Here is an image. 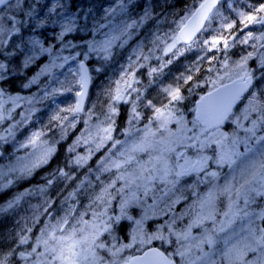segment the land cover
Here are the masks:
<instances>
[{
  "label": "snow or ice",
  "instance_id": "6c2138e0",
  "mask_svg": "<svg viewBox=\"0 0 264 264\" xmlns=\"http://www.w3.org/2000/svg\"><path fill=\"white\" fill-rule=\"evenodd\" d=\"M219 2L220 0H203L198 8L190 10L180 20L171 33H166L163 37L154 35L151 41L153 47L148 50V54L144 53L143 43L133 49L121 78L114 82V88L107 90L112 104L104 114V121L92 126L95 132L90 128L88 135L80 137L76 142L77 145L81 140L85 145L92 143L95 149L89 148L86 155H77L74 160L69 161L70 164L82 166L87 163L94 150H99L108 141H112V149L120 145L119 150L102 157L97 169L98 173H110L112 178L106 184L101 182L98 192L93 191L89 204L83 211L76 204H69L63 209V215L56 216L50 211L52 201L47 199L44 201L47 207H44L43 212L39 211L41 206H36L33 215L26 218L31 220L32 227L39 224L42 215L51 217L55 222L49 221L40 228L39 235L34 237V244H29L33 237L23 234L32 232V227H22L11 237L14 245H28V249L19 252L20 257L25 260L31 258V264H176L172 259L173 255L180 257V264H264V101L253 93L243 109L234 111L237 101L252 85L254 77L246 65L255 52L247 53L236 63L235 67L239 72L236 79L232 80V87L221 85L200 98L196 117L190 122L191 127H188V122L182 117L176 116L175 103L184 99L181 85L177 84L175 88L169 86L163 89L169 97L167 104L156 107L151 100L147 101L144 106L153 108V115L148 118L149 122L143 129L135 127L134 122L140 119L141 113L136 110L133 102L130 127L125 129L126 139L120 141L113 140L112 137L115 123L113 117L117 115L114 105L122 101L127 103L131 92H137L136 100L141 98L133 87L137 82L135 69L144 67L140 61H148L152 53L160 49L161 44L162 53H171L173 57L182 54V49L177 47L181 42L183 50H191L198 44L197 34L207 32L212 21L220 16L217 7ZM129 4L130 0H117L115 7L105 10V23L94 22L92 28L88 29L86 22L83 27L79 25L81 17L77 13L66 12L67 5L62 0H0V54L23 55L24 68L47 54L49 63L32 78L33 82L40 74L50 72L55 67H63L64 63L74 60L75 57L71 54H62L69 48H87L83 53L85 58L95 53L102 54V59L109 60L114 50L123 48L134 31L152 16L151 9L146 7L142 16L132 18L128 11ZM253 12L256 14L238 13L243 26L239 31L242 32L253 24L264 25V15H257L264 13V3L254 6ZM83 19L86 21L87 16ZM234 25L235 21L221 23L216 31L232 29ZM57 27L59 31L51 32V39L44 36L49 28L54 30ZM84 31H91L92 38L75 44L65 39L67 34ZM97 34L100 39L96 38ZM253 38V33L248 32L238 41L233 38L230 44L227 38L218 36L204 40L199 46L204 48L210 45L206 51L211 52L213 49L219 51L222 44L226 52L233 44H248ZM255 39L264 41V33ZM10 43L15 51L5 53L4 48ZM252 47L256 49L257 46L253 44ZM259 47L264 48V43ZM133 55L136 57L135 61L132 60ZM260 60L264 66V53L260 54ZM224 65L227 66V61ZM5 67L4 63H0V70ZM158 71L159 69L152 68L149 74ZM195 71H199V68L196 67ZM78 75L79 80L76 82L80 91L76 93V104L60 109L50 117V122H59L62 131L68 127L74 128L75 119L83 111V98L89 82L83 61L80 62ZM225 75L231 79L230 74ZM192 79L193 76L188 75L183 77V82L187 84ZM45 95H48L47 91ZM0 109H3L2 104ZM33 110L29 109L28 114L17 121L16 125L26 123ZM62 112H67L72 120H69V115H60ZM5 118L4 112L0 111V122ZM65 121L68 123L65 124ZM173 121L177 125L175 129L169 128ZM105 123L107 127L103 126ZM226 123L233 125L230 133L222 131ZM153 124L155 128L151 127ZM12 134L13 129L10 128L7 135ZM43 136V131L33 132L20 145L22 148L31 147L33 151L28 157L10 162L6 170L4 166H0V188L12 183L10 179L7 183L3 181L9 174L18 173L21 177L31 175L36 167L48 162L55 149L42 139ZM5 139V136H0V141ZM112 149H109V153ZM74 150L72 146L69 147V151ZM51 175L52 178L47 181L48 186L57 178L71 179L63 169H57ZM186 178L192 180V183H187ZM97 179L99 180V176ZM83 183L81 181V185ZM88 184L91 186V181ZM201 185L204 186L203 191L200 190ZM40 191H45V188ZM186 192L189 195H185ZM117 198L120 200L122 216L127 215L129 205L146 204L147 198H151L153 203L146 204L143 219L148 218L149 211L153 215H172L155 233H145L142 228H138L130 243L121 244L114 250L108 249L112 259L105 260L98 252L99 249L107 248L100 237L112 229L113 218L108 216V209L111 201ZM22 199L23 196L14 197L7 208L17 206ZM68 199L66 197L62 203H66ZM181 201L186 203V207L181 213L175 214V206ZM160 204H163L162 208H159ZM4 211L6 209L0 208V213ZM89 213L91 218L86 219ZM185 217L188 222L182 229L174 227L178 220L183 221ZM127 218L132 219L131 216ZM120 219L121 216L115 217L117 222ZM136 223L141 225L142 220H137ZM165 225L168 236L163 234ZM193 229L197 230L195 234ZM137 240L140 245L150 244L153 240L175 243L176 248L170 255H165L159 249L149 248L142 256L121 259L119 254L125 248H131ZM14 254L13 246L8 249L5 257ZM0 264H6V259L0 260Z\"/></svg>",
  "mask_w": 264,
  "mask_h": 264
},
{
  "label": "rangeland",
  "instance_id": "374dc122",
  "mask_svg": "<svg viewBox=\"0 0 264 264\" xmlns=\"http://www.w3.org/2000/svg\"><path fill=\"white\" fill-rule=\"evenodd\" d=\"M62 2L67 5L66 12L77 13L78 16L81 17L79 25L83 27L86 22L88 29L92 28L94 22L105 23V10L110 7H115L117 4V0H62ZM227 4L228 2H225V5L218 7L220 16L212 21L211 28L207 32L198 35V44L193 46L191 50H183V43H179L177 47L182 49V54L173 57L171 53L167 55L162 53L161 49L163 48V44H161L160 49L155 50L148 61H140L141 64H144V67H137L135 69V78L137 82L133 84V87L140 93L141 98L140 100H136L137 92H131L127 103L122 101L114 105L117 108V115L113 117L114 122L116 123L119 114L118 108L122 106L121 108L124 110V124L121 133L115 138L114 123L112 131L113 140L124 141L126 139L125 129L130 127L129 119L133 102L136 104V110L141 113L140 119L134 122L135 127L137 129H143L144 125L149 122L148 118L153 115V108L144 106L147 101L151 100L156 107L167 104L169 97H167L163 89L169 86L175 88L177 84L181 85V94L184 99L175 103L176 116L182 117L185 122H188V127H191L190 122L194 120V105L189 102L191 95L195 94L197 89L201 86L205 87V91H208L214 88V86L230 80L228 76L225 75L226 73L230 74L231 78H236L239 69H237L235 65L240 61L242 56L247 55L249 52L256 53L247 61L246 65L249 71H257L253 76L255 83L251 91L244 98L242 104L235 111L239 112L240 109H243L249 103V98L253 93H256L257 97L264 101V66H262L260 60V54L264 53V48L259 47L264 41L255 39V37L264 33V25L253 24L249 25L244 31H239V29L243 27L240 23V17L236 14H230ZM170 6L169 0H130L128 11L132 18L142 16L146 7L151 9L152 16L134 31L123 48L114 50L111 59L104 60L102 59V54L97 55L95 53H91L85 58L83 53L87 51V48H69L64 50L62 54L64 56L71 54L75 57L74 60H69L67 63H64L63 67H55L52 68L50 72L40 74L34 82L32 78L35 77L37 73H40L41 69L49 63L47 54L36 60L27 68L22 67L23 55L15 54L12 56H5L4 54H0V63L6 65L5 69L0 70V82H5L21 74L26 76L19 87V92L9 93L8 91L2 90L0 87V93H2V95H0V104L3 105V109H0V111H3L6 116V118L0 122V136L6 137L5 140L0 141V166H4L6 170V166L10 162H15L18 158H27L33 150L31 147L22 148L20 145L25 143L33 132L43 131L44 136L42 139L46 140L54 149H56L60 142L67 141L68 144L65 153L67 157L65 160L66 167H70L73 170L75 169L74 172L82 169L84 170V173H80L78 177H76L73 172L69 174L71 179L60 178L50 186L42 185L39 187H30L26 191H23L21 195L23 199L19 201L17 206L9 209L7 208L8 204H6L3 207L6 211L0 213V260L6 259V264H31V258L25 260L19 255L15 257H12V255L5 257V254L8 249L13 246L14 249L21 246H26L28 249V245H14L11 237L15 236L22 227H32L31 220L26 218H30L33 215L36 206H41L39 211L43 212L44 207H47V205L44 204V201L47 199L52 201L51 209L53 210V215H63V209L67 208L69 204H76V207L80 211H83L89 204V197L93 191L98 192L101 182L106 184L112 178L110 173H98L97 171L100 167L99 162L102 157L111 155L119 150L120 145H117L116 149H112V141H108L104 147L99 150H94L87 163L82 166H77L74 163L70 164L69 161L74 160L77 155H86L89 148L95 149V145L92 143L85 145L81 140L77 145L76 142L80 137H86L90 128L95 132V128L92 126L100 121H104V114L108 112L109 106L112 104L107 90L110 87L114 88V82L121 78L123 69L126 68L129 63L128 58L133 53V49H135L137 45L143 43L144 53L148 54V50L153 47L151 41L154 35L158 34L163 37L164 34L171 33L172 30L177 28V24L182 18L180 15L177 16L176 9ZM254 6L255 5H249V8H244V11H247V14H256L253 12ZM263 14L264 13H259L257 15ZM41 15H43V11ZM85 15L87 16L86 21L83 19ZM231 16H237L238 21L235 23L234 27L232 29L224 28L222 32H217L216 29L220 27L221 23H232ZM220 17L226 19L221 20ZM53 31H59V28L57 27L54 30L49 28L44 33V36L51 39L50 33ZM248 32H252L254 37L248 44L235 43L228 48L226 52L222 44L219 51L213 49L211 52L206 51L207 47H210V45L204 48L199 46L204 40H211L218 36L227 38L229 43L232 44L233 38L238 41L246 36ZM91 38V31L70 33L65 37L66 40H70L74 44ZM96 38L100 39L101 37L97 34ZM168 42L170 43L171 41ZM253 44L257 46L256 49H253ZM13 51L15 50L12 47V43L4 48L5 53ZM77 53L81 54L77 55ZM201 57H203V59H198ZM212 57H216V59H212ZM132 60H136L135 55L132 56ZM169 60H171V63H168ZM79 61H84L89 67L91 87L83 112L79 114L74 121L75 127H68L62 131L59 122H50V117L57 114L60 109H67L75 105L76 93L80 91V86L76 82L79 80ZM225 61H227L226 67L224 65ZM58 63H62V61H58ZM162 64L164 67L161 68ZM196 67L199 68V71H195ZM152 68L159 69V71L150 75L149 73ZM188 75H192L193 79L188 81L187 84H184L183 77ZM178 77H180L179 80L177 79ZM128 79L130 80L131 77L129 76ZM213 81H218V83L214 84ZM62 84L63 87L61 86ZM25 85L28 86L25 87ZM54 89L57 91L54 92ZM189 89H191V91H189ZM46 91L48 93L47 96L45 95ZM9 97H11V99H9ZM29 109L34 110L31 111L28 121L23 125L17 126L16 122L21 121L24 115L28 114ZM90 114L91 118L89 119ZM60 115L69 114L67 112H62ZM69 120H72L70 115ZM67 123L68 121H65V124ZM226 124L227 125L222 128V131L230 133L233 125L230 123ZM103 126L107 127V123L103 124ZM151 127L155 128V124L151 125ZM176 127L175 121L169 124V128L175 129ZM10 128L13 129V134L8 136L7 131ZM70 146L75 150L69 151ZM109 149H112L111 153H109ZM42 165L44 164L40 166ZM37 168L38 167L35 169ZM97 176H99V180ZM16 178H21V176L18 173H12L4 177L3 181L7 183L9 179L13 181ZM81 181L84 182L82 185ZM88 181H91V186H89ZM186 182L192 183V180L186 178ZM9 185L0 188V190L8 188ZM41 188H45V191H40ZM200 190H204L203 185L200 186ZM70 194L72 195L70 196ZM185 195L189 194L186 192ZM66 197H69V199L66 203H62V201H65ZM190 202L191 197L189 196L188 203ZM152 203V199L147 198L146 204ZM146 204H131L126 209L127 215L122 216L119 198L111 201V205L108 209V216L113 218L112 224H116L121 220H126L130 223V227L126 232L125 239L123 237L118 238L114 236L103 239V236L107 232L103 233L100 240L107 245V248L98 250L100 256L104 257L105 260L112 259L108 249L114 250L115 247H119L121 244L130 243L132 235L138 228H142L145 233H155L160 225L165 224V221L171 219L172 214L163 216L158 214L153 215L151 211L148 212V218L143 219ZM162 207L163 204H160L159 208ZM185 207L186 203L181 201V203L175 206V214L181 213ZM116 216H121L118 222L115 221ZM127 216H131L132 219L129 220ZM85 218L90 219L91 214L89 213ZM105 219H107V217ZM137 220H142V224L137 225ZM49 221L55 222L51 217L42 215L40 216L39 224L32 227V232L23 233L28 236L34 235L29 244H34V237L39 235L40 228ZM187 222L188 218L185 217L183 221L178 220L174 227L182 229ZM196 231V229H193L194 234ZM163 234L165 236L169 235L167 225H165L163 229ZM171 239L173 241L175 240L174 237H171ZM154 243L166 247L169 255L174 253L176 248L175 243L169 244L160 240H153L150 244L140 245L137 240V243L133 244L131 248H125L119 254V257L121 259L127 258L129 252L144 249ZM172 258L180 264V257L173 255Z\"/></svg>",
  "mask_w": 264,
  "mask_h": 264
},
{
  "label": "trees",
  "instance_id": "16d2710c",
  "mask_svg": "<svg viewBox=\"0 0 264 264\" xmlns=\"http://www.w3.org/2000/svg\"><path fill=\"white\" fill-rule=\"evenodd\" d=\"M201 0H169L170 7L173 6V8L176 9L177 16H181V18L185 17L190 10H193L195 6L200 2ZM225 2H228L227 7H229V13L230 14H236L238 16L239 12H243L247 14V11H244V8H249V5H255V7H258L260 3H264V0H224L222 2V6L225 5ZM249 13V12H248ZM237 16H231V22L235 21V23L238 21ZM239 17V16H238ZM236 28V27H235ZM254 73L257 71L253 70ZM25 75H20L16 78H13L7 85V87L10 89L11 92H19V86L20 83L25 79ZM205 91V87L201 86L197 89L196 93L191 95V98L189 99V102L193 104L194 100ZM122 106H119V114L116 119L115 123V138L118 137V135L121 133L123 124H124V110L121 108ZM67 141H63L59 143L55 149L54 154L49 159V161L35 169L31 175H28L26 177L16 178L12 181V183L9 185L8 188L0 190V208L4 207L6 203L9 201H12L14 197L21 196L23 191H26L30 187H38L42 185H47V181L52 178V175L57 169H63L68 174H71L75 171L70 167H66L65 165V152H66V145ZM80 173H84V170H79L74 172L75 176L78 177ZM59 178L55 179L53 183H55ZM81 179V178H78ZM130 227V223L126 220H121L118 223L112 224V229L110 232H107L103 239L114 236V237H123L126 238V232L128 231ZM31 237H33L31 235ZM31 240H29L30 242ZM158 245V244H157ZM162 246V245H161ZM27 249L26 246H21L16 248L14 251L15 253H19L20 251H24ZM163 249L167 251V248ZM138 251V250H137ZM137 251L129 252V255L136 253ZM13 255L12 257H15Z\"/></svg>",
  "mask_w": 264,
  "mask_h": 264
},
{
  "label": "water",
  "instance_id": "95a60500",
  "mask_svg": "<svg viewBox=\"0 0 264 264\" xmlns=\"http://www.w3.org/2000/svg\"><path fill=\"white\" fill-rule=\"evenodd\" d=\"M221 1V0H220ZM201 2H203V0L201 1ZM200 2V3H201ZM199 3V4H200ZM199 4L196 6V8H198L199 7ZM199 34V33H198ZM197 34V35H198ZM183 43V42H182ZM83 64H84V62H83ZM79 65H80V63H79ZM79 65H78V68H79ZM84 69L86 70V72H87V75H88V77H89V72H88V68H87V66L84 64ZM235 80V79H234ZM222 85H227V86H229V87H232V81H230V82H228V83H225V84H222ZM221 86V85H220ZM220 86H218V87H216V88H220ZM89 87H90V78H89V82H88V86H87V90H86V95L84 96V98H83V108H84V106H85V103H86V99H87V95H88V91H89ZM250 88V87H249ZM249 88H248V90H249ZM213 90V89H212ZM212 90H210V91H212ZM247 90V91H248ZM210 91H208V92H210ZM247 91H245L244 93H243V95L247 92ZM208 92H206V93H204L203 95H201L196 101H195V109H194V118L196 117V108H197V105H198V103H199V101H200V98L202 97V96H205ZM242 95V96H243ZM241 96V97H242ZM77 99H78V97L76 96V101H77ZM241 99V98H240ZM240 101V100H239ZM239 101H237V103L239 102ZM237 105V104H236ZM235 107V106H234ZM150 248H156V249H159V248H157V247H150ZM149 248H147L146 250H144L141 254H137V255H134V256H142L143 255V253L145 252V251H147ZM160 250V249H159ZM161 251V250H160ZM162 252V251H161ZM133 257V256H132Z\"/></svg>",
  "mask_w": 264,
  "mask_h": 264
}]
</instances>
